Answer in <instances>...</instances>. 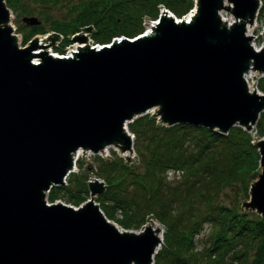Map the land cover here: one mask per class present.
I'll return each mask as SVG.
<instances>
[{
    "label": "water",
    "instance_id": "1",
    "mask_svg": "<svg viewBox=\"0 0 264 264\" xmlns=\"http://www.w3.org/2000/svg\"><path fill=\"white\" fill-rule=\"evenodd\" d=\"M258 6L194 0L188 19L162 9L148 33L95 47L76 34L83 45L60 56L36 36L19 46L0 0V264H151L161 232L107 220L93 202L102 181H88L89 197L75 209L46 204L45 194L62 184L78 147L132 151L125 123L150 107L166 125L249 129L264 108V93L243 77L250 63L264 72V49L244 33ZM220 9L234 21H222ZM256 146L260 171L242 204L264 216V137Z\"/></svg>",
    "mask_w": 264,
    "mask_h": 264
},
{
    "label": "trees",
    "instance_id": "2",
    "mask_svg": "<svg viewBox=\"0 0 264 264\" xmlns=\"http://www.w3.org/2000/svg\"><path fill=\"white\" fill-rule=\"evenodd\" d=\"M32 1L42 6L43 17L50 6L65 4L59 19H47L49 28L65 36L90 23L94 40L135 33L141 16L154 17L159 5L177 16L191 5V0H81L71 6L66 0ZM5 3L15 14L31 10L21 0ZM261 3L257 18L264 21V0ZM45 30L42 24L32 25L24 39ZM258 80L257 88L264 91V77ZM126 125L139 166L125 165L118 156L100 161L98 174L105 188L96 198L103 214L122 227H136L147 216L162 226V242L151 264H264V216H247L237 206V193L242 190L247 196L257 168L250 135L238 126L218 134L187 123L163 125L147 114ZM254 128L264 134V113ZM169 168L179 169V175L166 178ZM85 178L70 175L66 185L49 190L48 199L62 196L79 202L87 192ZM129 185L133 190L128 192ZM224 186L231 190L223 192L226 202L218 198ZM115 212L120 216L114 217ZM206 223L208 233L199 238Z\"/></svg>",
    "mask_w": 264,
    "mask_h": 264
},
{
    "label": "rangeland",
    "instance_id": "3",
    "mask_svg": "<svg viewBox=\"0 0 264 264\" xmlns=\"http://www.w3.org/2000/svg\"><path fill=\"white\" fill-rule=\"evenodd\" d=\"M6 0H4L5 3ZM23 3L30 5V11L27 13H18L15 14L14 12H10V24H11V28H12V32L16 35V37H19V39L22 38L23 32H26L30 26L34 25L32 23H27L25 21H23L21 19V16H29V17H34L36 19V23L35 24H42L43 27L46 28L45 32L41 35H38L37 40H42V42L46 43V47L53 50V45H54V40L58 39L57 33L53 30L49 28V21L47 19H59L62 15V13L64 12L65 9V4L61 3L59 5H55V6H50L49 8H47L45 11L47 12L46 17L42 16V6L39 5L38 2L36 1H32V0H21ZM79 1L81 0H66L65 3L68 6L77 4ZM6 5V3H5ZM6 7L10 10V8L6 5ZM262 7V3L260 0V6L258 7V10ZM257 10V11H258ZM75 15V11L74 12H69V17H73ZM65 16L66 12H65ZM262 17V16H261ZM257 18L254 21V27L250 30L249 35L251 37V42L252 45L255 47H262L264 46V21L262 20V18ZM148 16L147 15H142L141 16V20H140V27L142 28L143 26L146 25L147 21H148ZM87 26V25H86ZM90 29L89 31H84L82 29V27H80L78 30H81V32L85 33V40L89 37V39L93 38L92 37V33L94 32V28L92 26V24L89 23ZM144 29V28H143ZM124 35V34H123ZM40 42V41H39ZM87 42V40H86ZM88 43V42H87ZM263 48V47H262ZM66 49V48H65ZM64 49V50H65ZM264 77V72H254L253 77L251 79H249V86L254 87V85L257 87L258 85V79L259 77ZM258 80V81H257ZM256 82V84H255ZM247 84V86H248ZM249 88V87H248ZM251 88V87H250ZM263 92V91H262ZM264 109V108H263ZM262 113H264V110L262 111ZM144 114H147L149 116H155L156 121H158L157 119V115L155 112L154 108H150L147 109L146 112H144ZM159 123V121H158ZM253 124V123H252ZM242 127L241 125H239L238 123H235L232 125V127ZM244 127V126H243ZM242 127V128H243ZM255 125L248 131L249 135H250V142L251 143H256V141L261 138V135L257 134L256 132H254V128ZM231 128V127H230ZM128 133L129 130L127 129ZM264 135V134H263ZM262 135V136H263ZM133 148V147H132ZM257 151V149H256ZM258 155V154H257ZM115 156L120 157L121 161L123 164L125 165H129L131 167H135V166H139L138 165V155L136 154V152L134 151V149L132 151H125L121 152L119 149H117L116 147H113L112 145H107L106 148L100 149L97 152H91L88 149H83L81 151V153L77 156L76 159H74V168L72 169L71 172H69L68 176L70 175H75L77 177L85 174L86 178L85 179H93L96 178L98 180L101 181L102 177L98 174V166L100 165V161H107L109 162L111 159H114ZM168 171L170 172V168L168 169ZM258 170H255L254 174L252 175V178L248 181L247 184V189L249 188V185L252 183L253 179H255V177L257 176ZM66 177V179H67ZM167 178H169V176H167ZM103 181V188L102 191L97 195H100L103 192V189L105 188V182ZM86 183V180H85ZM128 192L133 190L132 185H129L127 187ZM230 192V188L227 186L222 187V189L219 191L218 193V198L222 199L224 202L227 201V197H225V195L223 194V192ZM127 192V191H126ZM127 192V193H128ZM247 193V192H246ZM88 195V193H86V196ZM95 196V201H97V198ZM248 196L244 195L242 190H239V192L237 193V201H238V208L240 211H242L243 213H245L247 216H255V215H260L258 212H256L253 208L248 207V206H244L242 203L243 201H245L247 199ZM120 215L115 212L114 213V217H119ZM113 221V220H112ZM146 222L147 224L153 225V227L158 228L159 231L163 232L162 226H160V224L156 223L157 225H155V221L150 217L147 216L146 218H144L143 222ZM114 222V221H113ZM142 222V223H143ZM141 224H138L135 226H131L130 228L126 227V229H138L142 226ZM207 223L203 224L202 229L199 231V233L197 234V236H202L203 238H205L206 234H207ZM161 238H162V233H161ZM200 238V237H199ZM198 243V241H197Z\"/></svg>",
    "mask_w": 264,
    "mask_h": 264
},
{
    "label": "bare ground",
    "instance_id": "4",
    "mask_svg": "<svg viewBox=\"0 0 264 264\" xmlns=\"http://www.w3.org/2000/svg\"><path fill=\"white\" fill-rule=\"evenodd\" d=\"M169 11V10H168ZM191 12V10L188 12V13H185V15L183 16V18L184 19H188L189 18V13ZM219 14H220V17H221V19H222V21H224V22H227V23H229V22H231V21H234V18L232 17V15L228 12V11H225L224 9H220L219 10ZM175 17H178V16H175ZM8 22L9 23H11L10 22V18H9V20H8ZM151 21H147V23H146V25L144 26V30H143V32L144 33H148V32H150L151 31ZM254 22L252 23V24H248V23H246V25H245V30H244V33H245V35H249V32H250V30L254 27ZM120 36V35H119ZM18 38L19 37H16V40H18ZM252 40V39H251ZM40 42H42V40H39ZM250 42V45H252V42L251 41H249ZM81 45H83V43L82 42H74V45L73 46H71L72 48L71 49H75L76 47H78V46H81ZM252 47L253 48H255L256 50L258 49V47H254L253 45H252ZM263 47V48H262ZM261 48L262 49H264V46H262ZM232 48V47H231ZM231 48H230V45H228L227 46V51L226 52H228V51H230L231 50ZM38 49H36V50H34V51H37ZM49 50H51V49H49ZM225 52V53H226ZM226 57H227V55H226ZM239 57V56H238ZM33 58V60H35L37 57H32ZM256 63V62H255ZM258 63V62H257ZM260 64V63H259ZM228 65V64H227ZM230 67V66H229ZM257 70V68H253L252 67V64L250 63L249 64V68L247 69V71H245L244 73H243V77H244V79H245V81H246V83L248 84L249 83V79H251L252 77H253V74H254V72H257L256 71ZM248 87L250 88H252V86H249V84H248ZM250 88V89H251ZM151 108V107H150ZM150 108H148V109H150ZM153 108H156V107H153ZM114 146V145H113ZM105 147H107V146H105ZM104 147V148H105ZM83 149L82 148H80V147H78L73 153H72V157L74 158V159H76L77 158V156L81 153V151H82ZM125 153V152H124ZM72 167L74 168V166L72 165ZM72 168V169H73ZM155 223V225H157L156 224V222H154ZM153 226V225H152Z\"/></svg>",
    "mask_w": 264,
    "mask_h": 264
}]
</instances>
